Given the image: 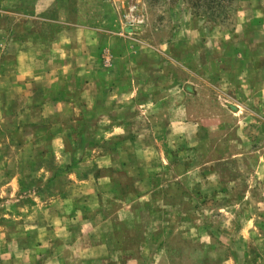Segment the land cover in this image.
I'll use <instances>...</instances> for the list:
<instances>
[{
	"label": "rangeland",
	"instance_id": "1",
	"mask_svg": "<svg viewBox=\"0 0 264 264\" xmlns=\"http://www.w3.org/2000/svg\"><path fill=\"white\" fill-rule=\"evenodd\" d=\"M0 264H264V0H0Z\"/></svg>",
	"mask_w": 264,
	"mask_h": 264
},
{
	"label": "crops",
	"instance_id": "2",
	"mask_svg": "<svg viewBox=\"0 0 264 264\" xmlns=\"http://www.w3.org/2000/svg\"><path fill=\"white\" fill-rule=\"evenodd\" d=\"M95 46H96L95 47V52L94 51L93 52H89V51L88 52H85V54H84V56H85V63H84V66H83V70L85 72H87V74H89V75L92 74L94 76V77L85 78L86 79L85 81H89L87 83L88 87H90V85L92 84V86H94L93 89L96 90L97 87H98V84H97V82H98V76H97V73H96V71H98V69H97L98 67H99V69H101L100 70V73L102 72V75H110L109 77H112L111 75H115V74H112V71H113L112 68H110V67H101V63H100V60H101L100 50L98 49L97 44H95ZM105 79H109V78L106 77ZM111 79H113V78H111ZM125 95L128 96V93H125ZM61 100H64V101H61V103L63 102L65 105L71 104V103H69V102H71L69 100H65V99H61ZM94 104H95V102H94Z\"/></svg>",
	"mask_w": 264,
	"mask_h": 264
}]
</instances>
